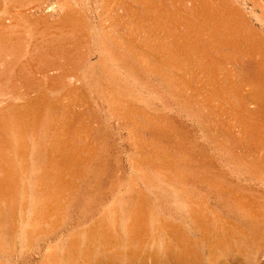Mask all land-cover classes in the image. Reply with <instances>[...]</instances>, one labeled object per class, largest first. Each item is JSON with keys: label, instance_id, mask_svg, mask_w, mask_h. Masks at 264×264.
I'll return each mask as SVG.
<instances>
[{"label": "rangeland", "instance_id": "obj_1", "mask_svg": "<svg viewBox=\"0 0 264 264\" xmlns=\"http://www.w3.org/2000/svg\"><path fill=\"white\" fill-rule=\"evenodd\" d=\"M13 1L0 264H264V0Z\"/></svg>", "mask_w": 264, "mask_h": 264}, {"label": "bare ground", "instance_id": "obj_2", "mask_svg": "<svg viewBox=\"0 0 264 264\" xmlns=\"http://www.w3.org/2000/svg\"><path fill=\"white\" fill-rule=\"evenodd\" d=\"M14 1H16V0H14ZM13 1V2H14ZM121 0H103V5H104V7L105 8H109V7H111L113 4H116V3H118V2H120ZM64 4V3H63ZM62 4V5H63ZM54 7V6H53ZM69 11V10H68ZM66 12V15L65 16H63L64 17V19L63 20H66V21H71L72 22V20H73V17L72 16H69L68 15V13L69 12ZM72 13V12H71ZM19 15V14H18ZM23 17V16H22ZM47 19V18H46ZM44 19H36L35 20V25H34V28H33V30H32V32H34L36 35L38 34L39 35V37H42V39H38L37 41V46H33V48H35V50H34V56L36 55V56H38V55H40V56H42V57H44L43 55H44V53H45V51L46 50H49V48H52V49H54V50H56L58 53H60V52H64L63 51V48L62 47H60L59 45H61L58 41H57V39H55L54 37H48V36H46L47 34L49 35V33H53V30H52V28L54 29L55 27H53L54 25H47V21H45ZM74 21V20H73ZM77 21V20H76ZM6 22V21H5ZM4 22V23H5ZM33 22V21H32ZM0 23H2V25H3V22H1V20H0ZM29 23V22H28ZM65 23H67V22H65ZM59 24H60V22H59ZM1 25V24H0ZM14 25V24H13ZM32 25V24H31ZM56 25V24H55ZM4 26V25H3ZM35 26H36V28H35ZM57 26H59V25H57ZM67 26H61V27H59L58 29H57V31L58 32H64L65 31V29L66 30H68V28H66ZM75 27V26H74ZM31 28V27H30ZM57 28V27H56ZM8 29V28H7ZM7 29H5V27H2V26H0V49H2V50H8V51H10L11 52V50L13 49V47H8V46H6L5 45V43H4V41H6V40H8V39H11V38H9L8 37V34H9V32H11V31H9L8 32V30ZM39 31V33H38V31ZM68 31H66V33H67ZM7 33V34H6ZM12 33V32H11ZM33 33V34H34ZM71 33V32H70ZM32 35V34H31ZM65 35V34H64ZM13 36H15L16 37V35H13ZM15 37H13V38H15ZM19 38H20V36H18ZM24 37V36H23ZM38 36H37V38H39ZM64 37H66V36H64ZM17 38V37H16ZM15 38V39H16ZM33 38V37H32ZM59 38V37H58ZM21 39V41H22V38H20ZM19 39V40H20ZM34 39L36 40V36L34 37ZM67 39V38H66ZM19 40H17V41H19ZM65 40V39H64ZM63 40V41H64ZM13 41V40H12ZM20 42V41H19ZM61 43H62V39H61V41H60ZM6 43H8L7 41H6ZM13 43H16V42H13ZM57 43V44H56ZM10 44V43H9ZM12 44V43H11ZM10 44V45H11ZM24 44H25V42H24ZM24 44H23V46H24ZM18 45H20L19 43H18ZM31 45V44H30ZM20 47V46H19ZM18 47V48H19ZM25 47H28V46H25ZM18 48H17V50H18ZM15 49H16V47H15ZM28 49V48H27ZM14 50V49H13ZM21 50V49H20ZM31 50V49H30ZM24 51V50H23ZM51 51V50H50ZM49 51V52H50ZM2 52V51H1ZM29 52V51H28ZM30 52H32V51H30ZM7 54H9L8 52H6ZM20 53V52H19ZM15 54V53H14ZM24 54V53H23ZM30 54V53H29ZM3 55H4V52H3ZM31 55H32V53H31ZM15 56H17L16 54H15ZM27 56V55H26ZM3 57V56H2ZM21 57V56H20ZM19 57V58H20ZM22 57H23V55H22ZM30 57H32V56H30ZM15 58V57H14ZM13 58V59H14ZM25 58V57H24ZM29 58V56L27 57V59ZM0 59H2L1 57H0ZM16 59H18L17 57H16ZM15 59V60H16ZM3 60V59H2ZM28 60H30V59H28ZM27 60V61H28ZM34 60H35V58H34ZM14 61V60H13ZM20 61V60H19ZM32 61V60H31ZM3 62V61H2ZM7 63V62H6ZM9 63V62H8ZM16 63V62H15ZM14 63V64H15ZM19 63V62H18ZM25 63H26V61H25ZM9 65H10V63H9ZM8 65V66H9ZM13 65V64H12ZM19 65H21V64H19ZM22 66V65H21ZM25 66V65H24ZM13 67V66H12ZM20 67V66H19ZM18 66L16 67V69L18 70H20L21 68H19ZM4 68V67H3ZM6 68V67H5ZM11 68V67H10ZM26 69V68H25ZM24 70V69H23ZM1 71V70H0ZM3 71V70H2ZM5 71V70H4ZM7 71V70H6ZM10 71V70H9ZM16 71V70H15ZM25 71V70H24ZM261 71V70H260ZM8 72V71H7ZM19 72V71H18ZM21 73V72H20ZM24 73V72H23ZM26 73V72H25ZM36 73V72H35ZM18 74V73H17ZM20 76H21V74H19ZM25 76V75H24ZM23 76V77H24ZM27 79V78H26ZM25 79V80H26ZM27 81V80H26ZM54 81V80H53ZM32 82V81H31ZM34 82V81H33ZM28 84V83H27ZM32 85H34V83L32 84ZM32 85H30V86H32ZM35 86V85H34ZM50 87V86H49ZM19 94V93H18ZM15 95V94H14ZM17 95V94H16ZM17 97V96H16ZM33 100V99H32ZM37 100V99H36ZM28 102V101H27ZM35 102V101H34ZM42 102V101H41ZM29 103H30V101H29ZM35 104V103H34ZM37 104H39V102L37 103ZM30 106V105H29ZM34 106V105H33ZM33 111V110H32ZM33 115V114H32ZM7 175V174H6ZM12 175V174H11ZM10 176V175H9ZM8 176V177H9ZM12 177H13V175H12ZM10 179H11V176H10ZM6 180H8L7 178H6ZM11 181V180H10ZM4 182V181H3ZM1 180H0V197L2 196V198H3V194H7V192H3V187H4V184L6 185L5 186V188L7 187V184L8 185H10L9 184V182H7V184L6 183H3ZM7 190V189H6ZM9 191V190H8ZM3 193V194H2ZM7 196V195H6ZM1 198V199H2ZM10 198V197H9ZM7 200V199H6ZM1 201V200H0ZM5 201V200H4ZM5 203V202H4ZM9 211V210H8ZM46 211V210H45ZM45 214H46V212H45ZM161 227V226H160ZM162 228V227H161ZM161 230V229H160ZM172 234V233H171ZM162 235V234H161ZM161 235H159V237L161 236ZM165 235V234H164ZM173 235V234H172ZM138 236V235H137ZM133 237V236H132ZM175 237V236H174ZM123 238V237H122ZM149 238V237H148ZM147 238V239H148ZM164 238H165V236H164ZM176 238V237H175ZM110 239V238H109ZM129 239V238H128ZM127 239V240H128ZM122 240V239H121ZM126 240V239H125ZM126 240V241H127ZM147 241V240H146ZM145 241V242H146ZM176 241V240H175ZM123 242V241H122ZM121 242V243H122ZM125 242V241H124ZM222 242V241H221ZM221 242H220V244H221ZM132 243V242H131ZM111 244V243H110ZM133 244V243H132ZM97 245V244H96ZM99 245V244H98ZM163 245V244H162ZM140 246V245H139ZM98 247V246H97ZM112 247V246H111ZM125 247L127 248V246L125 245ZM133 247V246H132ZM222 247V246H221ZM99 248V247H98ZM136 248V247H135ZM128 249V248H127ZM133 249V248H132ZM166 249H167V247H166ZM107 250V249H106ZM121 250V249H120ZM123 250H125V249H123ZM138 250H140V249H138ZM117 251V250H116ZM122 251V250H121ZM137 252V251H136ZM143 252V251H142ZM145 252V251H144ZM118 253H119V251H118ZM117 253V254H118ZM140 253V252H139ZM150 253V252H149ZM148 253V254H149ZM157 253V252H156ZM155 253V254H156ZM166 253V252H165ZM109 254V253H108ZM123 254V252L121 253V255ZM125 254V253H124ZM126 254H127V252H126ZM132 254V253H131ZM137 254V253H136ZM147 254V253H146ZM158 254V253H157ZM119 255V254H118ZM120 255V256H121ZM134 255V254H133ZM137 255H139V254H137ZM137 255H135L136 257H137ZM144 255H145V253H144ZM150 255V254H149ZM111 256H112V254H111ZM116 256V255H115ZM135 256H133V257H135ZM140 256V255H139ZM148 256V255H147ZM153 256V255H152ZM155 256V255H154ZM109 257V256H108ZM141 257V256H140ZM143 257H145V256H143ZM152 258V257H151ZM169 258V257H168ZM106 259V258H105ZM111 259V258H110ZM117 259H119V257L117 258ZM122 259H123V257H122ZM134 259V258H133ZM137 259V258H136ZM141 259V258H140ZM156 259V258H155ZM159 259V258H158ZM171 259V258H170ZM94 260V259H93ZM130 260V259H129ZM142 260V259H141ZM163 260V259H162ZM172 260H173V258H172ZM122 261V260H121ZM170 261V260H169ZM184 261V260H183ZM132 262V261H131ZM130 262V263H131ZM137 262V261H136ZM142 262H145V261H142ZM141 262V263H142ZM172 262V261H171ZM175 262H176V260H175ZM177 263V262H176ZM138 264V263H137Z\"/></svg>", "mask_w": 264, "mask_h": 264}]
</instances>
